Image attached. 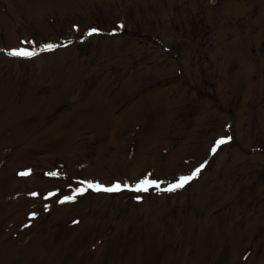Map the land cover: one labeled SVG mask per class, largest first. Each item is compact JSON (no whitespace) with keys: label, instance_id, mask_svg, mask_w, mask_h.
<instances>
[{"label":"rangeland","instance_id":"obj_1","mask_svg":"<svg viewBox=\"0 0 264 264\" xmlns=\"http://www.w3.org/2000/svg\"><path fill=\"white\" fill-rule=\"evenodd\" d=\"M0 1V264H264V0ZM120 16L132 38L7 54ZM144 176L162 183L142 203L29 195Z\"/></svg>","mask_w":264,"mask_h":264},{"label":"snow or ice","instance_id":"obj_2","mask_svg":"<svg viewBox=\"0 0 264 264\" xmlns=\"http://www.w3.org/2000/svg\"><path fill=\"white\" fill-rule=\"evenodd\" d=\"M119 27H123V25H119ZM99 30L95 27L91 28L89 30V35H92L94 33H97ZM22 44L25 43L24 41L21 42ZM29 43H34V42H29ZM42 50H52L55 47H57L56 44L53 43H44L43 45H40ZM7 54L9 56H14V57H23V58H31L37 55V51L35 47L32 48H25V47H18V48H13L11 50L7 51ZM231 137H221L220 139H217L214 141L213 146L211 147V151L215 153L217 149L228 142ZM205 164L201 163L199 166L195 167L190 174L188 175H180L174 183H169L167 187V191H175L176 189L183 188L186 184H188L192 179H194L196 176H198L201 172V170L204 168ZM31 172V169H28L26 171H22L18 173L21 176H27ZM49 175H57V173H52L50 172ZM162 181H159L157 179H151L149 176H144L143 178L139 179L136 183L130 185L128 183L123 184V188L129 189L132 191L136 192H141V191H147L150 187H155L157 189L160 188V184ZM78 184L80 187L75 188L72 191L71 195H63L62 198H58V202L61 204H64L66 202H73L75 201L77 195H83L85 191L88 189H94L96 191H105V192H114L118 191L121 189L122 185L120 182H116L112 184L111 186H105L99 182L92 181V180H79ZM71 187V186H70ZM29 195L35 197L40 195L37 192H30ZM55 195L53 192L47 193V195L44 197V199H48L49 197ZM138 198V197H137ZM49 208V205L45 204L44 205V210L47 211ZM37 215L36 212L30 213V216L32 218H35ZM73 223H78V221H73Z\"/></svg>","mask_w":264,"mask_h":264},{"label":"bare ground","instance_id":"obj_3","mask_svg":"<svg viewBox=\"0 0 264 264\" xmlns=\"http://www.w3.org/2000/svg\"><path fill=\"white\" fill-rule=\"evenodd\" d=\"M191 183H192V182H191ZM191 183H190V184H191ZM188 185H189V184H187L185 187H187Z\"/></svg>","mask_w":264,"mask_h":264},{"label":"flooded vegetation","instance_id":"obj_4","mask_svg":"<svg viewBox=\"0 0 264 264\" xmlns=\"http://www.w3.org/2000/svg\"><path fill=\"white\" fill-rule=\"evenodd\" d=\"M78 34V33H77Z\"/></svg>","mask_w":264,"mask_h":264}]
</instances>
